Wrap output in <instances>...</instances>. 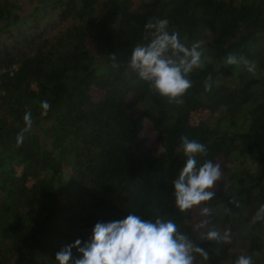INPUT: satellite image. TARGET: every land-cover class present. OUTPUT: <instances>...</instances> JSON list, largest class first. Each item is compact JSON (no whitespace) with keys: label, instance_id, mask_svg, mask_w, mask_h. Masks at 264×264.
<instances>
[{"label":"trees","instance_id":"obj_1","mask_svg":"<svg viewBox=\"0 0 264 264\" xmlns=\"http://www.w3.org/2000/svg\"><path fill=\"white\" fill-rule=\"evenodd\" d=\"M15 8L0 0V264H58L56 253L90 241L98 222L129 214L171 219L209 254L193 253V264L240 255L264 264V219H255L264 205V0H49L26 17ZM155 19L187 46L208 41L211 62L190 74L182 104L129 69ZM229 54L256 71L228 65ZM47 120L53 149L44 150L35 128ZM181 136L205 146L197 168L210 160L222 174L214 198L184 213L173 185L187 160ZM209 230L229 231V242L202 239Z\"/></svg>","mask_w":264,"mask_h":264},{"label":"clouds","instance_id":"obj_2","mask_svg":"<svg viewBox=\"0 0 264 264\" xmlns=\"http://www.w3.org/2000/svg\"><path fill=\"white\" fill-rule=\"evenodd\" d=\"M167 19L149 20L144 25L146 44H137L132 52L129 69L149 84L155 94L167 98L169 103L182 104L183 97L193 86L189 78L205 62H211L205 55L203 41H195L187 46L179 39L178 32L168 31ZM114 60L115 57L113 56ZM228 65L243 64L249 73L256 71L254 62L236 54L226 57ZM211 77L205 82V90H211ZM42 114L47 115L50 105L41 102ZM26 127L17 136V144H22L24 132L31 129L32 114L24 115ZM180 147L187 157L186 164L178 178L173 181L175 205L180 212H188L195 206L207 204L215 192L212 191L221 179L219 164L206 161L197 168L196 156L205 154V146L188 136L180 137ZM211 209L203 207L202 216H209ZM256 220L264 219V205L255 215ZM202 221L198 228L204 227ZM230 232L223 235L217 230H209L202 239L215 242H229ZM73 249L77 256H73ZM193 253L205 260L208 252L194 244L188 237L178 232V226L171 219L157 218L155 222L129 214L122 220L97 223L88 242L76 240L56 253L58 264H193ZM234 264H253L252 258L240 255Z\"/></svg>","mask_w":264,"mask_h":264},{"label":"rangeland","instance_id":"obj_3","mask_svg":"<svg viewBox=\"0 0 264 264\" xmlns=\"http://www.w3.org/2000/svg\"><path fill=\"white\" fill-rule=\"evenodd\" d=\"M10 1H12L16 7L13 13L18 14L21 17H26L34 13L36 9L47 3L49 0H10ZM1 25L3 26V23ZM205 39L207 43L208 41L206 37L199 38V40H205ZM52 126H53V120H47L44 121L40 126L35 128V133L39 136L41 146L44 150L53 149ZM194 219L195 222H197V225H199L202 221H204V217L202 215L199 216L198 213L195 215Z\"/></svg>","mask_w":264,"mask_h":264}]
</instances>
